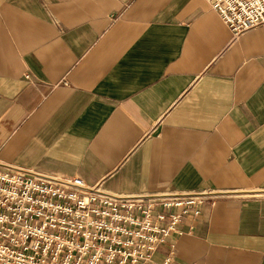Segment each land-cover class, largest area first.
I'll list each match as a JSON object with an SVG mask.
<instances>
[{
	"label": "crops",
	"instance_id": "1",
	"mask_svg": "<svg viewBox=\"0 0 264 264\" xmlns=\"http://www.w3.org/2000/svg\"><path fill=\"white\" fill-rule=\"evenodd\" d=\"M0 164L214 191L153 264H264V23L233 38L206 0H0Z\"/></svg>",
	"mask_w": 264,
	"mask_h": 264
},
{
	"label": "built area",
	"instance_id": "2",
	"mask_svg": "<svg viewBox=\"0 0 264 264\" xmlns=\"http://www.w3.org/2000/svg\"><path fill=\"white\" fill-rule=\"evenodd\" d=\"M233 38L264 23V0H206ZM214 191L112 195L79 177L0 164V264H153ZM161 264H172L165 257Z\"/></svg>",
	"mask_w": 264,
	"mask_h": 264
}]
</instances>
